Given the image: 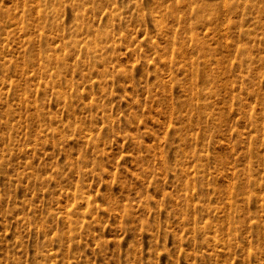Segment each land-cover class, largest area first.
<instances>
[{"label":"rangeland","instance_id":"1","mask_svg":"<svg viewBox=\"0 0 264 264\" xmlns=\"http://www.w3.org/2000/svg\"><path fill=\"white\" fill-rule=\"evenodd\" d=\"M225 91L264 108V0H0V264H264L189 226V109L232 145Z\"/></svg>","mask_w":264,"mask_h":264},{"label":"bare ground","instance_id":"2","mask_svg":"<svg viewBox=\"0 0 264 264\" xmlns=\"http://www.w3.org/2000/svg\"><path fill=\"white\" fill-rule=\"evenodd\" d=\"M241 91L239 95L234 94L232 91H225L228 94L227 100L234 103L237 101L236 105L239 107L235 116L233 114V119L236 116L237 118L235 122L232 120L231 123L233 124L234 122L233 127L235 128V138L233 139L235 142L233 141L232 145L230 143L224 145L221 142V138L224 140V137H227L224 131L228 122V116L223 115L225 112L224 108L227 109L228 106L220 107L224 103L222 99H213L203 103L195 102L196 111L193 109L194 112L192 111L191 113V107L193 106L191 105L188 114V126L190 128V138L188 140L190 148L189 159L190 163L192 161L195 162L188 182L189 190H191L189 199V226L194 237L199 236L201 241L206 244L211 241V246L212 243L222 244V247L224 245L228 247L234 243L235 245L254 244L255 247L256 245H264V156L260 155L261 152L259 154V149L264 143L258 146L257 139L255 140L256 134L262 129L260 122L264 120V108L260 109L259 112L254 111V107L251 108V104L249 106L248 103V101L253 99L249 98L247 100L248 97L242 99L240 95ZM252 92L253 95L251 97L254 98L255 93L254 91ZM220 101L222 102L219 105ZM228 102L226 101L225 103ZM234 103L228 105L233 109ZM230 110H227V112H230ZM232 113L234 112L229 114L232 116ZM231 124L230 127H232ZM240 127L247 130L249 128L248 131L252 132L251 134L255 133L253 136L251 135L252 137L247 143L244 140L245 138L243 139L240 137L241 135H237L238 132L241 133L240 131L243 130L240 129L239 131ZM207 128H210V132L207 131V134L208 132L210 133L208 137L206 132H202ZM231 131L229 132L231 133ZM200 135L202 140H199ZM206 138L208 139L206 140ZM215 144L217 145L213 153H211L209 148ZM199 146H202L199 148L200 150L202 148V152L203 149L207 152L199 154ZM239 146L245 149L243 153H245L248 162L254 164L255 168L250 166L247 171L248 179L254 182V187L252 189L241 188V190L235 191L233 179L236 177L238 160L236 156L235 159L233 158L234 160H231L230 156L231 154L232 156L234 155ZM202 159L205 160V164L201 163L204 167L200 164ZM200 165L202 170H200ZM206 166L214 169L210 168L212 171L208 170ZM210 245L207 246L210 247ZM214 247L216 245H213ZM224 248L226 247L224 246Z\"/></svg>","mask_w":264,"mask_h":264}]
</instances>
